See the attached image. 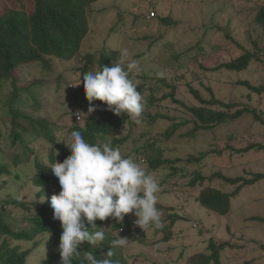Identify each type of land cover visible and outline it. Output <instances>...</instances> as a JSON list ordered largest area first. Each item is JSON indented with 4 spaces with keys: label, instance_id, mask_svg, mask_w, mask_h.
Wrapping results in <instances>:
<instances>
[{
    "label": "rangeland",
    "instance_id": "rangeland-1",
    "mask_svg": "<svg viewBox=\"0 0 264 264\" xmlns=\"http://www.w3.org/2000/svg\"><path fill=\"white\" fill-rule=\"evenodd\" d=\"M31 1L0 0V14L23 4L31 9ZM262 5L264 0H100L93 6L91 32L82 52L97 55L104 52L110 56L117 54L118 61L119 50L127 48L131 59L139 63V72L131 78L146 88L156 87L159 98L171 92L163 83L164 79L177 86V99L188 104H197L190 87L206 99L210 96L207 88H211L225 102L256 108L264 120V94L251 92L243 84L249 82L255 87L264 86V31L254 21L257 9ZM151 12L156 13V17L148 20ZM168 17L173 21L165 24L162 20ZM246 52L257 54L246 70L209 71ZM77 66V61H56L52 70L47 72L32 64L19 72L17 84L14 85L15 82L10 79L0 83V153L1 158L9 163L11 171L10 175L0 176V203L11 202L5 208L0 207V212L8 216L9 222L18 231L29 225L20 218L23 214L21 206H15L12 200H17L19 204L39 201V189L32 184V177L28 178L33 173L35 161L48 163L49 154L56 150V146L67 148L61 141L70 140V126L84 122V116L81 120L76 118L78 112L82 115L83 107L72 100V94L78 87L75 85L79 84V76L73 70ZM43 80L44 84L41 85ZM155 80L158 83H153ZM25 87H32L35 98ZM15 90L22 94L17 103L19 110L30 117L49 122V131L56 144L47 136L26 135L28 150L20 144L15 147L10 145L12 116L9 115V104ZM148 96L150 92L146 89L143 97ZM179 110L181 106L168 98L162 100L161 107L153 108L152 112L169 115L178 121L187 118ZM170 123L164 119L155 126L142 122L136 127L130 145L133 147V144H144L146 140H159V132L165 131ZM188 128L190 125L180 130L181 134ZM46 132V128H43L44 135ZM143 133L147 137L141 138ZM181 134H177L168 144L162 140L158 142L163 146L166 158H184L190 154L199 156L215 148V145L223 149L228 143L236 148L253 142L264 145V124L255 121L252 114H245L240 120L222 126L216 132H208L195 141L181 137ZM230 136L234 139L230 140ZM120 151L126 154L129 150L121 147ZM17 156L19 165L15 166L13 160ZM154 156L155 153L150 151L149 157ZM204 162L206 167L203 171L206 174L222 171L230 177H246L264 173V151H252L232 158L227 154L207 157ZM139 164L160 185L157 205L166 209L160 210L163 226H168L174 216H179V219L171 230L172 239L163 242V231L152 226L143 231L134 223L137 218L133 214L127 215L123 232L114 231L112 234L129 239L122 253L130 264H187L189 256L199 252L209 253L212 238L216 244L228 242L231 245L221 253L222 264H244L250 260L264 264V252L258 247V244H264V221H258L264 219V180L243 187L231 199L232 214L221 217L199 206L196 201L198 189L190 188L188 179L170 180L172 171L156 173L150 171L144 162ZM177 167L184 168L189 174L197 165L180 164ZM16 175L20 176L19 180H16ZM215 184L223 187L220 182ZM232 190L233 187L225 186L226 192ZM132 236L137 240L132 241L129 238ZM13 245L30 251L27 264H40L57 250L51 236L47 235L38 236L35 241H14Z\"/></svg>",
    "mask_w": 264,
    "mask_h": 264
},
{
    "label": "trees",
    "instance_id": "trees-1",
    "mask_svg": "<svg viewBox=\"0 0 264 264\" xmlns=\"http://www.w3.org/2000/svg\"><path fill=\"white\" fill-rule=\"evenodd\" d=\"M100 0H32L31 9L23 4L19 8H9L0 14V83L4 80H13L15 84L17 76L25 66L36 64L43 71H51L56 61L70 62L77 61L78 66L75 67L74 74L79 76V83L82 76L87 72H96L103 66L111 67L112 63L117 62L115 55H106L104 52L97 55L92 52H82L83 44L89 37L90 17L94 4ZM165 24L172 23L170 17L162 20ZM254 21L264 31V5L257 9ZM259 51V50H258ZM257 57V54L246 52L240 57L223 63L216 69H209L210 72L225 69L228 72H240L249 67L250 62ZM259 59V58H258ZM262 59V58H260ZM259 59V60H260ZM146 80V78H141ZM45 80V79H44ZM44 80L41 85L44 84ZM60 80H58L59 82ZM161 81V80H159ZM163 83L171 89L169 94H164L161 98L158 96V89L154 86L146 88L144 84H140L138 91L143 93L150 92V96L144 98V111L142 114V122H147L150 126H155L160 120H169L171 123L165 131L159 132L160 139L151 142L146 140L144 144H133L136 127L128 116H117L107 109V105L101 101H95L96 111L88 115L89 101L86 99L83 84L79 85L72 94L73 102L80 103L84 122L82 125L77 124L70 126L69 132L73 130L81 131L85 140L92 144L103 143L106 139H110L114 148L126 147L127 153L122 154L124 157H131L136 162H144V164L152 172H161L170 170L169 178L188 179V186L192 189H198L196 201L199 206L207 209L209 212L221 217L230 216L232 214L231 199L239 194L243 187L252 185L264 180V173H255L250 176L230 177L222 171H214L211 174L204 173L207 157H222L227 154L229 157L236 155L248 154L252 151H264V145L259 142H253L247 146L236 148L231 143L221 149L219 145L204 153L197 155H188L184 158L170 159L166 158L163 146L158 144L162 140L164 144H168L174 140L177 134H181L180 130L185 129V133L181 137L195 141L198 137L204 136L208 132H216L222 126L229 125L240 120L245 114H252L255 121L262 122L264 120L256 110V108L241 107L238 104H232L219 99L211 88H207L209 92L208 99L204 98L199 91L190 87V91L194 96L197 104L185 103L176 97L177 86L162 80ZM153 83H158L155 80ZM250 88L251 92L264 94V86H252L249 82H243ZM60 86V85H59ZM58 86V87H59ZM25 90L34 97L32 87H25ZM21 93L14 91V97L9 104V115L12 116V126L9 134V141L12 147L21 145L28 150V140L26 135L31 137L47 136L55 142V138L49 131V122L35 119L24 114L19 110L17 103L21 99ZM251 94L249 93V97ZM35 98V97H34ZM81 98V99H80ZM171 98L174 104L181 106V111L188 118L178 121L176 118L160 112L153 113L152 109L161 107L162 100ZM80 100V102H78ZM43 128L47 132L44 135ZM179 132V133H178ZM1 137V130H0ZM147 137L145 133L141 134V138ZM234 139L230 136V140ZM56 144V142H55ZM130 145V146H129ZM155 153L154 158L149 157V152ZM70 151L64 146H56L49 154L48 163L36 160L31 178L32 184L39 189L37 193L38 202L31 204H19L17 200H12L15 206H21L23 214L22 221L28 223V227L22 231L15 229L8 220V216L4 212H0V264H27L30 251H24L20 246H14V241H35L38 236H51L52 243L57 247L56 252L46 256L40 264H60L61 257L59 254L60 237L62 228L60 222L53 218L54 210L51 207L50 200L53 194H58L60 189L58 178L50 170L51 164L63 162L70 155ZM0 153V176L10 175V165L1 158ZM180 164H196L197 168L192 173H187L184 168H178ZM13 165H19V157H15ZM16 180L20 179L16 175ZM222 183L223 187H218L215 183ZM225 186L233 187L231 192L225 191ZM45 198V200H44ZM11 202L0 203V207H7ZM159 210L165 209L161 205H157ZM166 210V209H165ZM19 218V217H18ZM179 216L171 218L168 226H163L158 231H163L165 236L163 242H169L173 235L171 233ZM251 221H256L252 219ZM263 222L264 219L258 220ZM98 226L107 227L105 229L106 239L101 244L90 247L85 242L82 245L81 256L74 260L73 264H81L83 254L91 251L100 258L110 250L111 240L118 238L113 235L114 231L123 232L125 221L118 224L111 218L107 221H96ZM134 235V234H133ZM138 235V234H137ZM136 241L135 236L129 237ZM231 247L228 242L216 244L213 240L209 241V253L199 252L187 258V264H222L221 253ZM260 250L264 252V244H258ZM122 248H114V256L112 259L118 261L119 264H130L128 258L122 253ZM86 264V262H84ZM244 264H261L256 260H250Z\"/></svg>",
    "mask_w": 264,
    "mask_h": 264
},
{
    "label": "clouds",
    "instance_id": "clouds-1",
    "mask_svg": "<svg viewBox=\"0 0 264 264\" xmlns=\"http://www.w3.org/2000/svg\"><path fill=\"white\" fill-rule=\"evenodd\" d=\"M119 60L103 66L96 72L82 76L88 115L97 109L95 101L107 105L117 116H128L137 125L142 123L144 97L138 91V61L131 59L127 48L119 50ZM73 86V85H72ZM64 142L70 155L63 162L51 164L50 170L58 178L60 191L51 196L53 218L60 222L62 233L59 244L60 264H73L81 256L82 245L90 247L106 239L105 229L96 221L114 220L123 224L133 214L135 225L145 231L150 226L163 227L161 212L157 208L160 185L156 178L131 157H124L114 148L110 139L92 144L81 131L73 130L69 141ZM45 200V198H44ZM129 239L119 236L112 239L110 250L98 258L91 251L83 254L81 264H119L114 261V248L126 247Z\"/></svg>",
    "mask_w": 264,
    "mask_h": 264
},
{
    "label": "built area",
    "instance_id": "built-area-1",
    "mask_svg": "<svg viewBox=\"0 0 264 264\" xmlns=\"http://www.w3.org/2000/svg\"><path fill=\"white\" fill-rule=\"evenodd\" d=\"M148 2H152V0H148ZM155 17H156V13L151 12L150 15L147 16V19H148V20H151V19H154ZM76 118H77L78 120H81L82 115L78 112Z\"/></svg>",
    "mask_w": 264,
    "mask_h": 264
}]
</instances>
